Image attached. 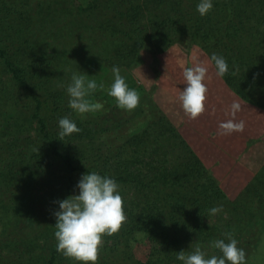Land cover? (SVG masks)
I'll return each mask as SVG.
<instances>
[{
	"label": "trees",
	"instance_id": "1",
	"mask_svg": "<svg viewBox=\"0 0 264 264\" xmlns=\"http://www.w3.org/2000/svg\"><path fill=\"white\" fill-rule=\"evenodd\" d=\"M80 1L75 5V0H0V43H17L18 46L29 43L28 48L32 47L31 43L43 45L42 53L37 57V51L30 50L23 44L24 49H27L24 57L32 62L29 67L38 65L42 68V90L45 93L43 101L50 97L55 104L50 111L51 115L63 113V106L68 111L63 90L71 82L61 83L57 81L60 80L58 76L47 75L56 59L64 58L68 75L84 63L96 68L99 73L94 78L98 85L96 91H102L107 98L106 87L113 83L114 78L111 71L113 66L126 72L143 47L154 54H163L181 41L187 42L186 50L195 47L203 52L212 71L216 72L214 63L210 62L211 55L215 53L222 56L227 61L229 71L223 78H219L233 101L250 109L252 114H264V0H212L213 8L204 17L196 10L200 0ZM80 30L86 34L82 39L78 38ZM62 34L60 40H65L57 45L54 43L55 47L51 52H46L45 44L50 42L48 39L54 41ZM66 34H69L68 37L64 36ZM13 48V45H0V64L4 74L17 87L31 95L35 104L32 122L37 130L39 128L43 138H47L45 121L48 118L41 114L42 101L34 95V89L26 85V75H22L21 70L12 62L9 53ZM62 64L63 62H57L56 69L59 70ZM0 87L5 88L2 83ZM93 95H90V99ZM17 99L11 98L8 102L14 100L18 104L20 101ZM26 99L27 97L24 98L25 102ZM5 104L6 101L0 94V117L4 114ZM12 111L14 110L10 113ZM153 111L154 115L143 122L133 123V120L141 116V111H137L122 123H115L114 127H110L111 131L117 133L124 128L129 134L137 133L126 142L131 153L128 159L110 156L100 162L90 155L78 159L66 152L74 148L75 138L70 143L60 141L56 145L51 142V153L60 165L61 174L64 173L61 176L63 192L58 193L60 201L70 196V175L82 163L97 164L96 168L99 167L101 176L114 179L120 186L127 220L118 233L103 237L104 243L96 264H114L113 261L118 262L117 264H182L176 259V253L191 252L197 245L206 252V257L211 252L220 256L221 253L211 248L210 243L224 239V233L229 232L234 234L237 246L245 253L249 249L255 250L264 230V165L252 184L245 188L254 199L230 200L213 178L212 172L196 154L189 151V147L181 141L166 117L157 115V108ZM106 114L102 112L99 118L106 117ZM72 116L73 114H64L62 118L68 117L82 130L75 133L77 138L91 141L90 132L99 125L73 119ZM14 121L18 122L19 117ZM130 121L131 125L127 123ZM83 131L87 134L82 133ZM176 141H179L183 151L173 150ZM256 141L259 145L264 144L262 136L249 143ZM5 147L11 150L6 144ZM261 149L263 152L264 149ZM42 164L38 160L32 164L26 160V165L21 166L27 181L24 179L20 184L22 189L19 200H29L32 212L36 201L33 203L31 199L36 193H40L38 181H33V176L38 177L47 171ZM12 168L13 166H8L13 176L15 173H11ZM17 175L15 174L18 179ZM220 205L223 206V212L215 216L209 214L211 208ZM30 210L25 211V215ZM257 226H260L258 241H253L255 236L253 237L252 230ZM49 230L52 251L47 254L49 261L46 264H53L57 257L64 264H69V258L56 251V229ZM45 232L42 231L43 234ZM9 237L10 234L7 239ZM136 237L141 239L140 243L143 240L149 248L146 261L136 259L132 252ZM28 249H33V245L29 244L23 249L13 245L11 237L9 241L2 239L0 263L4 264V259H11L7 264H13L14 254L24 255L22 263H29L32 250ZM38 263L35 260L32 264Z\"/></svg>",
	"mask_w": 264,
	"mask_h": 264
},
{
	"label": "rangeland",
	"instance_id": "2",
	"mask_svg": "<svg viewBox=\"0 0 264 264\" xmlns=\"http://www.w3.org/2000/svg\"><path fill=\"white\" fill-rule=\"evenodd\" d=\"M77 3H81V1L75 0V5ZM80 31L78 38L82 39L86 34H83V30ZM68 35L64 36L68 37ZM62 36L63 34L58 39H54V41L48 39V42H50L45 44V51L49 53L55 47L54 43L56 45L57 43H62L65 40V38L60 40ZM23 44L28 48L29 43ZM23 44L21 43L18 46L17 43H0V45L14 46L9 56L12 62L21 70L22 75H26L24 78L26 85L32 87L34 95L41 99V114L48 119L45 121L47 138H43L41 131L39 128L37 130L31 119L35 112V104L30 97L31 95L17 87L14 81L4 74L3 67L0 64V86L1 83L5 86L2 89L0 87V94L6 101L3 109L5 110L3 111L4 114L0 117V241L2 239L9 241L11 237L13 245H18L23 249H26L29 244L33 245V249H28L32 250L29 263H22L24 259L22 256L24 255L13 253L15 255V258H12L14 259L13 264H32L35 260L39 261L38 264H46L49 261L47 254L52 251L50 249L52 247L51 230L49 229L53 230L55 228L56 218L54 213L60 210L58 193L60 191L63 192L61 189L63 177L61 178V176L64 175L63 172L61 174L60 165L51 153L53 150L51 145L52 143L60 144L58 122L64 114L68 116L73 114V119L87 120L99 125L90 132L91 141L85 140L86 138H83V140L82 138H77L75 133L65 137L62 140L65 143H70L75 138L74 148L66 152L78 159L90 155L93 159L102 162L110 156L112 158L120 157V159L131 157V153L127 149L129 145L127 146L126 142L137 134H129L126 128L118 133L113 132L110 127H114L115 123H122L125 118L137 113V111H141V116L133 120V123L136 121L143 122L144 119H149L154 115L153 109L157 108V115L166 117L171 127L181 137V141L189 147V151L196 154L212 172L213 178L222 190H225L230 200L235 201L239 198L252 201L254 199L250 193L245 191V188L250 183L252 184L258 171L264 165V151L262 152L261 149H264V144L259 145L257 144L258 141L255 143L249 142L254 141L258 136H262L264 139V114L257 112L252 114L250 109L242 106L241 111L236 114V120L245 122V130L242 133H236V135H229L228 137L218 135V124L230 118L226 113L234 101L222 80L216 76L214 70L212 71L209 63H206L208 67V76L204 81L208 88L205 102L206 111L196 120H189L180 107L177 99V90L183 91L186 87L182 75L183 67H192L197 62H208L207 56L199 49L189 47V50H186L188 46L186 41L172 45L163 54H154L146 47H143L138 52L136 60L129 70L126 72L120 70V74L125 78L129 88L135 89L140 96L139 105L134 110L128 111L117 107L114 98L109 95L105 98L104 93L102 91L98 92L96 89L90 93V95L95 94V96H91L92 100L90 95L86 99L93 103L101 104V109L80 115L70 109L69 106L68 111L63 106V113L56 112V114L51 115L50 111L55 106L53 99L47 97V100L43 101L44 97H42L45 95L42 90L44 73H40L42 68L38 65L29 67L32 62L24 57L27 49H24ZM155 44L157 43H153V45ZM31 45L32 47L28 49L37 51V57L41 55L42 43H38V46L37 43H31ZM57 62H63L59 70L56 69ZM64 63L63 57L56 59L52 62V69H49L51 72H48V70L47 75L58 76L60 80L57 81H61V83L71 81L73 74H86L89 80L94 79L97 74L99 75L96 68H92L85 63L68 75V66ZM112 81L114 82V78H112ZM111 85L107 86L106 89H109ZM63 91L64 101L69 102L67 91ZM106 92L108 93L107 90ZM15 97L18 98L17 100L20 103L16 104L14 100L11 103L8 102L9 99ZM22 97H27L26 102ZM11 110L14 111L10 113ZM102 112L107 113L106 117L99 118ZM17 116L19 121L15 122L14 120H16ZM127 123L132 124L131 121ZM95 129H98L99 132ZM82 133L87 134L85 131ZM239 142L243 143L240 144ZM5 144L11 147V150L6 148ZM173 150L183 151L179 141L174 143ZM26 160L30 161L31 164L36 160L41 161L47 170L38 177L33 176V181L35 179L38 181L37 186L40 190V193L35 191L36 197L34 196L31 199L33 203L36 201L33 212L29 209V200L24 199L22 202L19 200L22 189L20 184L23 183L22 180L24 179L27 181L25 171L21 167L26 165ZM80 165V168L77 167L76 171L70 175L72 183L68 190L70 196L79 194L77 185L84 174L93 171L99 174V167L96 168L97 164L86 165L82 163ZM8 166H13L11 173L18 174V179L15 174L13 176L10 174ZM100 169L103 170V168ZM3 209L8 210V212ZM29 210L30 213L25 215V211L29 212ZM54 221L55 224L53 223ZM259 228L260 226H257V228L252 230L253 237L255 236L253 241H258ZM42 231H46L45 234ZM9 234L10 237L7 239ZM260 236L261 240L257 244V248L253 251L249 249L246 252V264H264V230ZM140 241L141 239L136 237V242L132 244V252L136 259L143 262L147 259L149 248L143 240L142 243ZM212 255L213 252L209 253L206 258H211ZM8 262H11V259H4L3 261L4 264ZM67 262L69 264H79V262L72 259ZM113 262L114 264L118 263ZM53 264L64 263L57 257Z\"/></svg>",
	"mask_w": 264,
	"mask_h": 264
},
{
	"label": "clouds",
	"instance_id": "3",
	"mask_svg": "<svg viewBox=\"0 0 264 264\" xmlns=\"http://www.w3.org/2000/svg\"><path fill=\"white\" fill-rule=\"evenodd\" d=\"M213 8L212 0H200L197 12L201 17L207 15ZM210 62L214 63L216 76L223 78L229 71L227 61L215 53ZM206 63H195L192 67H183V78L186 87L183 91L177 90V99L184 115L189 120H196L205 111L208 88L204 83L208 76ZM114 82L108 89V95L115 99L117 107L124 110H134L140 101L135 89H130L120 69L113 66ZM235 74V73H233ZM86 74H73L71 83L67 86L69 96L68 106L75 113L84 115L102 108L99 103L86 99L94 92L98 85L94 79H87ZM102 88L103 85H100ZM241 104L234 101L226 113L230 118L218 124V135L227 136L233 133H242L245 122L236 120V114L241 111ZM59 140L81 131L68 117L58 122ZM79 194L69 196L59 201V211L55 212V239L56 251L65 258L72 259L79 264H96L99 251L104 241L103 237L118 233L127 217L123 210V199L119 192V184L108 176H101L97 172L84 174L78 185ZM223 212V206H216L209 210L215 216ZM227 241V242H226ZM238 241L233 233H224V239H217L210 243V247L218 250L221 255H212L206 258V252L197 245L193 251H180L176 259L182 264H246V253L239 248Z\"/></svg>",
	"mask_w": 264,
	"mask_h": 264
}]
</instances>
